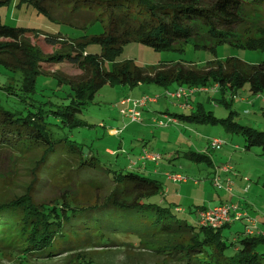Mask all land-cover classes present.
<instances>
[{"label":"trees","instance_id":"obj_1","mask_svg":"<svg viewBox=\"0 0 264 264\" xmlns=\"http://www.w3.org/2000/svg\"><path fill=\"white\" fill-rule=\"evenodd\" d=\"M17 1L0 0V8ZM23 4L32 5L43 15H50L55 7L62 5H73L74 9L85 7L98 13L104 30L82 37L84 40L45 35V42L68 47L70 62L88 74L80 82L66 81L60 75L50 82L70 88V93L62 99L69 102L59 104L52 99L55 95L46 94L48 88L40 80L45 75L41 63H61L67 58L60 53L43 58L38 48L25 40V35L33 30L6 25L0 16V149L17 154L42 150L34 168L35 178L56 173L73 163L79 174L104 170L112 189L100 207L89 209L66 201L39 204L28 193L17 197L0 209V252L15 248L18 240L23 251L20 254L26 258L32 255L52 258L58 244L63 247L68 243L63 250L76 245L87 248L90 247L87 243H93L96 236L104 238L107 232L117 229L116 225H127L128 232H134L132 237L137 244L165 240V245L162 243L153 249L179 264H264V235L261 234L264 232L259 228L248 234V224L242 239L237 237L228 242L223 230L230 224L220 229L202 227L198 222L189 223L171 206L148 202L165 186L139 168L146 164L139 161L141 152L135 166L114 169L111 163L101 165L102 161L93 155L91 148L64 133L65 129L87 126L80 115L94 94L110 82L131 88L154 84L170 91L176 87L218 85L220 104L231 107L227 95L235 100V95L248 87L252 96L264 104V60L250 64L231 56L223 62H207L205 66L176 63L153 69L134 61L117 62L123 48L130 43H141L155 51L183 49L199 37L202 29L214 40L212 45L229 43L264 51V33L252 38L238 32L240 27L250 24L243 15L245 0H20L16 6ZM90 44L99 46L101 52L88 54L86 47ZM197 109V114H176L173 119L219 124L231 134H241L246 150L259 147L264 154V131L241 125L234 120L233 113L229 118L219 119L201 105ZM208 150L211 151L209 147ZM185 154L190 161L213 165L207 154L192 151ZM131 226L138 227L130 229ZM177 237L188 241H170ZM71 238H76V242L67 240Z\"/></svg>","mask_w":264,"mask_h":264},{"label":"rangeland","instance_id":"obj_2","mask_svg":"<svg viewBox=\"0 0 264 264\" xmlns=\"http://www.w3.org/2000/svg\"><path fill=\"white\" fill-rule=\"evenodd\" d=\"M19 1L1 7V19L6 25L33 30L25 35V40L37 47L43 58L53 57L59 53L67 58L61 63L42 62L41 70L45 75H41L40 79L49 89H46L48 96L55 95L52 98L54 101L66 104L69 100L62 99L70 93V88L67 85L59 86L50 82L56 79L57 75L63 76L66 81L71 79L80 82L86 79L88 74L78 64L70 62V58L67 57V53L70 52L68 47H59L45 42V35L84 40L85 38H82L84 36L91 37L102 33L104 26L98 18V13H93L85 7H78L77 10L73 8V5H62L55 7L50 15H43L29 4L17 7ZM243 15L250 24L240 27L238 32H242L244 37L262 36L264 0H245ZM213 41L206 33V29H202L199 37L190 41V45H185L183 49L178 47L177 50L172 51H155L141 43H130L123 48L117 62L134 61L147 69H153L164 64L176 63L205 66L207 62H223L231 56L250 64H258L264 60L262 50H248L229 43L212 45ZM201 46L203 48H199ZM86 48L88 54L101 52V48L97 45L90 44ZM39 91L41 92L40 87ZM166 93V88L154 84L131 88L110 82L94 94L92 102L85 106L80 115V119L85 121L87 126L76 130L65 129L64 133L72 135L73 139L91 148L93 155L95 154L102 161L101 165L111 163L110 166L114 169L132 167L138 162L143 146L155 149L167 161L161 163L157 174H150L153 173L151 166L147 174L163 183L165 187L148 202L164 207L171 206L177 212L178 209H182L184 212H179V215L193 224L198 222L201 208L211 209L219 205L234 207L246 217L242 220H234L223 230V236L228 242H232L237 237L242 239L246 226L251 220L255 221L258 228L264 232L263 150L259 147L246 150V141L241 134H231L219 124L181 122L180 118L172 120L173 115L176 114L184 116L197 114V108L201 104L207 112H212L219 119L229 118L233 113L234 120L241 125L264 131L262 101L253 98L248 87L239 91L235 95V100L232 95L227 96L228 104L232 107L225 104L216 106L209 102L207 93H201L194 95L192 105L195 109L189 111L182 109L183 103L171 98L167 99ZM143 96L160 98L158 103L149 105V110L152 113L153 111L161 113L163 118L161 116L155 118L153 124L151 122L153 117L146 112L142 115L143 124L128 123L121 113L124 108L121 105L122 101L126 99L134 101ZM168 119L173 122L163 126L167 124ZM211 138H219L225 142L220 149L209 153L213 158L214 166L195 160L190 161L185 153L192 151L201 155L206 154L205 149L209 147L208 139ZM42 152L39 150L17 154L0 149V209L26 193L39 204L52 205L66 201L85 209L102 205L112 189V183L104 170L86 173L82 171L79 174L77 166L72 163L56 173L35 178L34 175L37 173L34 168ZM111 152H114V155ZM225 167L230 168L229 172H224ZM175 174L180 175L185 181L176 188L166 180L167 176ZM216 177L220 178V186H217L214 181ZM227 181L231 182L230 191L226 189ZM166 189H171V193L164 196ZM116 227L118 230H110L104 238L96 236L93 243H87L90 246L87 248L76 245L63 250L68 243H65L63 247L62 244H58L54 247L52 258H39L36 255L26 258L20 254L23 252L20 251L21 243L16 240L15 248L0 252V264H79L81 262L179 264L171 257L163 256L162 253L153 249L160 247L162 243L165 245V240L155 239L137 244L138 242L132 237L134 232H128L127 225H116ZM137 227L131 226L130 229ZM113 232H119L121 235ZM67 240L74 243L77 239ZM172 240L184 243L188 241L181 237L171 238L170 241Z\"/></svg>","mask_w":264,"mask_h":264},{"label":"built area","instance_id":"obj_3","mask_svg":"<svg viewBox=\"0 0 264 264\" xmlns=\"http://www.w3.org/2000/svg\"><path fill=\"white\" fill-rule=\"evenodd\" d=\"M218 85H213L212 87H201V88H187V87H180L177 88L174 91L167 90L166 98L167 99H173L179 102L185 101L189 102L190 97L195 94H201V93H212V92H218L219 91ZM159 97L151 98L149 96H143L140 99L137 100H130L126 99L122 101L121 105L124 107L121 110V113L124 117V120H127L128 123H136V124H142L143 123V116H142V108H145L149 104L157 103ZM262 99L264 100V94L262 95ZM127 106V107H126ZM174 121V119L172 118ZM168 119L167 124H163V126H167L171 124L173 121ZM224 141L219 138H212L209 141V149L211 151H217L224 145ZM111 154H114L111 153ZM162 159L161 155L157 152L152 151L149 148H143L141 150V154L139 157V161L142 163L146 162H153L157 163ZM137 163L134 164V166ZM230 168L225 167L224 172H229ZM168 178L173 181L176 184H181L184 181V179L180 175H169ZM215 183L217 186H220V178H215ZM227 190H231V182L227 181ZM179 212L181 210L178 209ZM246 216L243 213L236 212V209L234 207H230L228 205H219L211 209H205L201 210L198 215V224L202 227L211 228V229H220L226 225L231 224L234 220H240L244 219ZM249 227L247 228L248 234H253L255 230L258 228V225L255 221H249L248 222Z\"/></svg>","mask_w":264,"mask_h":264},{"label":"crops","instance_id":"obj_4","mask_svg":"<svg viewBox=\"0 0 264 264\" xmlns=\"http://www.w3.org/2000/svg\"><path fill=\"white\" fill-rule=\"evenodd\" d=\"M177 88H179V87H176V88H173V89H171V90H176ZM246 88V87H245ZM244 88V89H245ZM250 92V91H249ZM207 95H209V102L211 101L212 102V104H214V105H216V106H218V104H220V102H221V98H222V96H221V93H220V91H218V92H212V93H208ZM250 95H252L251 93H250ZM228 96V95H227ZM198 97H201V95H198ZM253 98H255V97H253ZM193 99H194V95L193 96H191L190 97V100H189V102H185V101H182L181 103H183L182 104V109H188L189 111H194V109H195V107H194V105H192V103H193ZM257 101H260V100H257ZM179 102V101H178ZM158 103V102H157ZM256 103V102H255ZM263 103V102H262ZM150 105V104H149ZM149 105L148 106H146L144 109H143V113H148L149 115H151L152 117H153V120L151 121L153 124H154V120H155V118H157V117H159V116H161L162 117V115H161V113H158V112H154L153 111V113L149 110ZM201 105V104H200ZM222 105V104H221ZM203 108H204V105H201ZM205 109V108H204ZM143 113H142V115H143ZM163 118V117H162ZM143 123H144V121H143ZM142 123V124H143ZM208 141H210L209 139H208ZM148 148V147H147ZM150 149V148H149ZM155 150V149H154ZM111 153H113V152H111ZM205 153L207 154V155H209L210 156V158H211V162H212V164H213V158L211 157V155L209 154L210 153V151L208 150V148L207 149H205ZM164 161H167L165 158H164V156H162V159L159 161V162H157V163H153V162H146V164L143 166V165H140L139 166V168H141L143 171H145V172H150L149 170H150V166L151 167H153V173H150V174H157L158 172H159V166L161 165V163H163ZM213 166H214V164H213ZM145 169V170H144ZM166 175L168 174V173H165ZM174 174V173H173ZM175 175H177V174H175ZM166 180L168 181V183L172 186V187H178L179 185H181V184H183V183H185V182H183V183H181V184H176V183H174L173 181H171L169 178H168V176H167V178H166ZM171 193V189H166L165 190V193H164V196H166V195H168V194H170ZM177 197H179V196H177ZM179 210H181V212H184V210H182V209H179ZM186 212V211H185ZM191 212H193V211H191ZM195 212V211H194Z\"/></svg>","mask_w":264,"mask_h":264}]
</instances>
